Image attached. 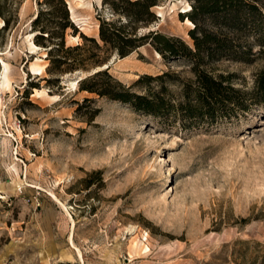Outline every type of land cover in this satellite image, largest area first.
Returning a JSON list of instances; mask_svg holds the SVG:
<instances>
[{"label": "rangeland", "instance_id": "obj_1", "mask_svg": "<svg viewBox=\"0 0 264 264\" xmlns=\"http://www.w3.org/2000/svg\"><path fill=\"white\" fill-rule=\"evenodd\" d=\"M65 1L83 27L77 39L67 30L66 45L81 35L100 42L97 18L111 19L109 5ZM40 2L0 0V264H264V106L214 120L159 118L79 89L106 69L126 87L169 73L167 99L182 101L190 65L150 45L87 71L41 75L33 68L49 65L47 51L34 49L31 32ZM188 5L165 0L137 34L193 47ZM263 67L260 54L205 70L249 91Z\"/></svg>", "mask_w": 264, "mask_h": 264}, {"label": "trees", "instance_id": "obj_2", "mask_svg": "<svg viewBox=\"0 0 264 264\" xmlns=\"http://www.w3.org/2000/svg\"><path fill=\"white\" fill-rule=\"evenodd\" d=\"M164 1L102 0V5L110 7L111 19L97 18L100 42L81 35L82 44L67 46V30H72L73 38L77 39V29H80L72 20L67 1L42 0L31 22V32L33 43L47 51V74L87 71L102 66L114 53L125 58L150 45L164 60H185L190 65L194 80L182 85V101L172 104L167 99L165 83L170 78L169 73L154 77L143 75L126 87L114 80L106 69L79 81V89L159 118L176 112L185 120H214L264 106V67L255 75L249 91L234 87L231 76L216 77L205 70L209 64L221 60L251 64L264 54V10L259 0H186L190 10L185 18L194 25L188 33L193 47L156 31L137 34L139 28L156 21L152 10ZM6 25L5 21L0 36ZM153 84H158L159 90L153 89ZM134 88H142L144 93L135 92Z\"/></svg>", "mask_w": 264, "mask_h": 264}, {"label": "bare ground", "instance_id": "obj_3", "mask_svg": "<svg viewBox=\"0 0 264 264\" xmlns=\"http://www.w3.org/2000/svg\"><path fill=\"white\" fill-rule=\"evenodd\" d=\"M190 8V5H188V9ZM158 9H161V7H159ZM159 16L161 17V15L159 14ZM73 18V17H72ZM73 20H74V22L77 24L78 23V21H77V18H73ZM187 23L190 25V26H193V23L190 21V20H188L187 21ZM77 25H80V24H77ZM79 27H81V25L79 26ZM81 29L83 30V27H81ZM32 46L34 47V49L35 50H37V49H40L39 47H37L34 43H32ZM35 52V51H34ZM44 57H46V55H44ZM40 60V59H39ZM45 66H41V67H39V68H33L35 71H38V72H40V74L42 75L44 72H45ZM10 79H9V77H6V82H5V84L7 85V88H9L10 87ZM74 85H77V83H74ZM42 95H43V93H42ZM37 96H41V93H39V92H37Z\"/></svg>", "mask_w": 264, "mask_h": 264}]
</instances>
